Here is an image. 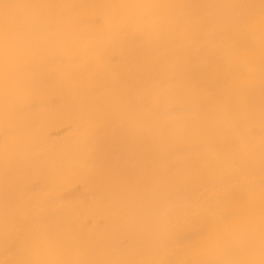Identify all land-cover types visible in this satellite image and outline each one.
<instances>
[{
  "label": "bare ground",
  "instance_id": "6f19581e",
  "mask_svg": "<svg viewBox=\"0 0 264 264\" xmlns=\"http://www.w3.org/2000/svg\"><path fill=\"white\" fill-rule=\"evenodd\" d=\"M0 264H264V0H0Z\"/></svg>",
  "mask_w": 264,
  "mask_h": 264
}]
</instances>
